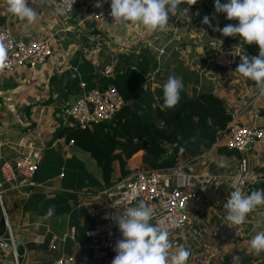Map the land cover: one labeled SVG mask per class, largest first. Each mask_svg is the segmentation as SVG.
Listing matches in <instances>:
<instances>
[{"label":"crops","instance_id":"0c3cea01","mask_svg":"<svg viewBox=\"0 0 264 264\" xmlns=\"http://www.w3.org/2000/svg\"><path fill=\"white\" fill-rule=\"evenodd\" d=\"M110 1L78 0L72 13L64 15L58 11L56 0H29L37 14L32 24L20 21L7 12V3H0V28L8 27L22 41L47 39L52 50V56L35 68L0 72V164L32 153L39 156L38 170L32 178L35 186H5L0 202V221L27 249V262L53 264L67 256L73 257L75 264L91 260L86 233L95 224L93 196L105 186L101 172L100 181H96L86 169L85 160L90 155L66 140L64 132L69 122L61 114L84 91L114 84L146 122L152 120L156 108L165 109L163 85L169 77H176L183 83L179 103L200 91L211 90L226 102L229 111L242 112L241 124L264 125V95L254 81L234 73L243 56L239 37L220 45L212 36L219 32L214 31L218 24L213 14L215 0H197L192 8L186 7L188 13L170 16L167 26L154 32L137 25L120 28L93 21L91 15ZM97 3L102 7H95ZM204 8L213 9L209 16L211 27L194 18ZM151 35L154 36L149 39ZM159 50L163 52L161 56H157ZM103 67L111 68L112 77L101 76ZM145 86L147 91H143ZM209 152L200 156L208 155L200 169L219 178L208 189L203 203L188 209L190 220L203 225L206 233L188 241L187 262L240 264L248 258L245 264H261V253L251 260L253 253L246 246L264 225V206L251 212L242 225H230L223 205L232 191L228 178L237 163L245 161L253 175H261L258 170H264V140L253 143L238 157L223 155L219 149ZM134 162L138 167L136 160L129 166ZM49 207L55 208L54 215L42 219ZM49 236L54 239L51 251L47 249L49 242L45 243ZM40 239L43 244H36ZM192 241L199 244V249ZM239 242L243 244L235 247ZM0 264L13 261L0 254Z\"/></svg>","mask_w":264,"mask_h":264},{"label":"built area","instance_id":"2783aa9c","mask_svg":"<svg viewBox=\"0 0 264 264\" xmlns=\"http://www.w3.org/2000/svg\"><path fill=\"white\" fill-rule=\"evenodd\" d=\"M77 2L78 0L69 7L65 0H56V7L61 14L70 15ZM0 3H6V0H0ZM110 5L111 1L103 10L94 12L90 18L105 26L128 28L129 24H114L110 15ZM0 43L7 49V63L10 65L0 72L12 73L22 67L35 68L52 56L49 40H18L6 26L0 28ZM238 47L239 50L243 49L242 45ZM157 53V56L163 54L161 50ZM101 76L107 79L112 77L111 68L103 67ZM82 87L84 88V85ZM143 91H147V86L143 87ZM124 104V98L116 86L108 83L84 91L73 105L65 106L61 114L69 122L68 128L86 130L113 119ZM241 114L242 112L236 109L230 112L229 123L209 153L217 149L236 150L242 153L248 144L264 140V125L247 127L240 122ZM262 116L264 118V115ZM70 143L73 144L72 141ZM207 157L208 155L187 160L179 159L176 165L169 169L144 167L96 192L92 202L95 209V224L92 230L86 233L91 260L88 263L77 264H112L116 255L114 251L116 243L123 238L114 218L122 215L126 208L135 206L138 201H143L152 208L154 214L152 224H156L158 220L164 221L163 227L169 233L172 252L179 247L185 248L189 240L199 239L206 233V229L203 225L194 224L190 220L188 209L202 204L208 189L219 178L208 170L200 169ZM38 163V154L32 153L30 156H20L14 161L5 160L0 164V202L5 186L13 188L35 186L32 178L38 170ZM228 179L229 189L233 191L239 188L243 193H247L249 186L262 181L250 172L245 161L237 163L236 170ZM5 229L4 234L0 235V254L3 258H10L13 264H42L37 261L27 262V249L17 242L7 224ZM73 237L74 233L71 232L70 238ZM43 242L44 240L40 239L35 243L41 245ZM17 246L21 249L19 250ZM47 249L49 251L54 249V239L50 240ZM53 264H75V260L67 256Z\"/></svg>","mask_w":264,"mask_h":264},{"label":"clouds","instance_id":"9594fccd","mask_svg":"<svg viewBox=\"0 0 264 264\" xmlns=\"http://www.w3.org/2000/svg\"><path fill=\"white\" fill-rule=\"evenodd\" d=\"M6 3L7 12L20 21H27L28 24L35 22L37 14L29 6V0H6ZM65 3L72 7L76 0H65ZM196 3L197 0H111L110 15L114 24L137 25L154 32L163 30L170 16L178 12L188 13V8L180 7L182 4L191 7ZM95 7L100 8L102 5L97 3ZM214 7L215 12L225 14L228 21H238L222 29L216 27L214 31H219L223 37H239V44L258 48L257 56H240L241 62L234 73L254 81L260 94L264 95V0H228L223 4L215 0ZM202 23L211 27L207 16ZM193 33L197 34L195 31ZM218 42L223 44L222 40ZM7 59V49L0 43V71L10 66ZM182 89L183 83L179 78L169 77L163 85L162 108H174L180 101ZM223 206L229 224L242 225L251 212L258 206H264V189L245 194L237 188L231 191ZM54 213L55 208L49 207L42 219H49ZM153 216L152 208L138 201L135 206L126 208L122 215L114 218L123 238L116 243L112 264H187L189 250L179 247L172 252L173 246L167 229L163 227L164 221L158 220L152 224ZM248 250L256 255L264 252V231L258 232L248 241Z\"/></svg>","mask_w":264,"mask_h":264},{"label":"trees","instance_id":"16d2710c","mask_svg":"<svg viewBox=\"0 0 264 264\" xmlns=\"http://www.w3.org/2000/svg\"><path fill=\"white\" fill-rule=\"evenodd\" d=\"M204 1L214 2V0ZM224 1L228 2V0ZM180 7L183 9L188 5L182 4ZM212 11L213 9L204 8L194 18L203 24V18L209 17ZM215 17L218 20L216 27L221 29L229 23H238V21H228L222 13L215 12ZM212 36L224 43L234 42L238 38L223 37L220 32ZM241 45L243 55L249 57L258 55V48L255 45L251 47L246 44ZM123 98L124 107L110 121L93 126L92 129L67 128L64 132L68 142L72 141L95 161L105 188L144 166L169 169L174 167L181 157L189 159L202 156L211 150L230 121L231 111L228 110L226 102L215 96L211 90L200 91L172 109L156 108L152 120L146 122H143L139 114L126 103L124 96ZM219 152L226 156L238 157L226 153L225 149H219ZM133 160H136L138 165L134 169L130 167L131 164L129 166ZM258 171L261 175L257 174V177L262 181L250 186L248 194L256 191L257 188L264 189V170ZM260 231H264V225L260 226L254 235ZM4 232L5 225L1 219L0 235ZM50 238L51 236L45 239L46 244L50 242ZM17 247L21 249L20 246ZM261 259V264H264V252L261 253Z\"/></svg>","mask_w":264,"mask_h":264},{"label":"rangeland","instance_id":"374dc122","mask_svg":"<svg viewBox=\"0 0 264 264\" xmlns=\"http://www.w3.org/2000/svg\"><path fill=\"white\" fill-rule=\"evenodd\" d=\"M198 11H200L199 9L197 10V13H198ZM154 35H151V36H149V39L151 38V37H153ZM249 153L248 152H246L245 153V156H247ZM88 158H86V160H85V166H86V169L89 171V173H91L93 176H94V178H95V180L97 181H100V170H99V168L96 166V164L94 163V161L89 157V156H87ZM89 163V164H88ZM130 167H132V169H134L135 167H136V165H135V162L130 166ZM236 168H237V166L236 167H234V169H233V173H234V171L236 170ZM135 171V170H134ZM133 171V172H134ZM232 173V174H233ZM85 174H87L86 172H85ZM195 224V223H194ZM199 224V223H198ZM200 225V224H199ZM191 244L195 247V249H199V244L197 243V242H195V241H192L191 242ZM243 243H237L236 245H235V247H239V246H241ZM248 248V245L246 246V249ZM188 249V248H187ZM249 257V256H248ZM251 260H255V258L254 257H256V258H258L259 256H257L256 254H252L251 256ZM244 258V257H243ZM240 259H242V256L240 257ZM237 261H238V259H237ZM246 261H249L248 260V258L247 259H242V262L240 263V264H245V262ZM187 264H188V262H187Z\"/></svg>","mask_w":264,"mask_h":264},{"label":"water","instance_id":"95a60500","mask_svg":"<svg viewBox=\"0 0 264 264\" xmlns=\"http://www.w3.org/2000/svg\"><path fill=\"white\" fill-rule=\"evenodd\" d=\"M213 14L215 15V12H213ZM250 147H251V144H248V145L246 146V150L249 149ZM226 153H228V154H234V155H238V156L241 155V154L238 153L236 150H226Z\"/></svg>","mask_w":264,"mask_h":264}]
</instances>
